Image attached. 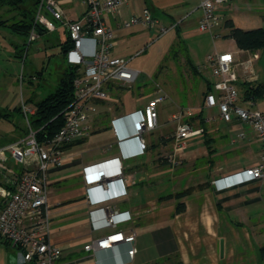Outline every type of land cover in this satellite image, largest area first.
<instances>
[{
	"label": "crops",
	"instance_id": "1",
	"mask_svg": "<svg viewBox=\"0 0 264 264\" xmlns=\"http://www.w3.org/2000/svg\"><path fill=\"white\" fill-rule=\"evenodd\" d=\"M60 1L70 20L80 19L87 10L81 0ZM200 1L129 0L121 6V15L128 20L149 9L162 25L177 24L175 40L181 38L185 42L193 30L201 33L198 31L202 16ZM232 4L220 8L226 20L215 26L214 34L226 38L228 20L240 27L228 15ZM107 23L117 36L112 50L115 57L133 58L153 42L154 32L143 25L123 29L111 16L107 17ZM57 30L66 36L62 47L68 33L60 23ZM8 31L11 37L17 35ZM226 39L232 43L229 48L222 50L214 44V52L230 51L239 60L248 57V52L239 50L233 39ZM15 44L11 43L13 47L20 46ZM93 46V40H86L83 54L91 56ZM71 50L60 51L67 67L73 65L69 60ZM187 60L197 69L193 75L200 77L201 82L195 92L191 87L185 88L181 95L172 91L173 101L170 93H165L171 104L158 106V126L144 134L145 151L141 150L134 124L156 95L147 87L154 77L137 84L141 72L151 66L140 68L131 63L140 71L133 87L108 86L107 99L99 103L93 118L92 135L71 143L65 149L63 164L49 171L50 240L62 248L58 264H264L259 253L264 246V180H254L244 173L247 167L257 164L261 144L248 128L246 136L239 137L238 124L221 120L217 108L205 109L204 94L215 78L206 76L210 70L206 58L202 65H196L192 58ZM242 83L238 84L241 91ZM199 93L200 101L196 99ZM30 100L32 97L26 101ZM241 100L243 106L264 111L258 102L261 100ZM11 104L12 109L0 110V120H10L17 113L14 110L19 99L14 98ZM168 107H173L169 118ZM182 109L193 111L190 124L201 132L188 139L180 164L173 166L163 157L173 152L177 127L173 115ZM2 113L11 115L3 118ZM23 133L24 127L18 125L9 132L0 131V146L17 141ZM8 167L0 172V184L6 188H10V180L20 169L11 161ZM101 170L106 172L102 180L98 178ZM193 187L195 190L180 200L171 197ZM180 202L185 204V210L177 213ZM111 216H115V225L107 223ZM120 232L136 233L135 242H117L109 249H85L88 244ZM133 247L136 252L131 255L129 251ZM0 264L25 263L17 247L0 240Z\"/></svg>",
	"mask_w": 264,
	"mask_h": 264
},
{
	"label": "built area",
	"instance_id": "2",
	"mask_svg": "<svg viewBox=\"0 0 264 264\" xmlns=\"http://www.w3.org/2000/svg\"><path fill=\"white\" fill-rule=\"evenodd\" d=\"M128 1L81 0L87 8L86 12L80 19L70 20L60 0H39L27 37V49L39 38L41 28L52 33L57 31L60 23L65 26L73 43L69 60L73 65H80L81 69L74 80L73 101L63 111L64 125L53 138L39 140L40 129L32 126L35 108L22 100L20 106L27 133L15 142L0 146V172L9 168V161L20 167V173L10 180V188L0 184V240L17 247L25 264H58L62 248L50 240L51 208L48 197L51 187L48 173L63 164L65 146L92 135L93 118L98 113L99 103L107 99L108 86L115 84L131 88L140 75V71L130 67L134 57L112 55L117 36L107 23V17L116 18L123 29L143 25L156 33V39L177 27V24L162 25L149 9L143 10L139 16L123 19L121 6ZM230 1L233 0H201L199 8L202 16L198 31L211 34L213 40L218 39L220 35L213 32L221 20L217 12ZM86 40L94 42L91 56L83 54ZM205 61L215 81L212 82L213 90L205 95L204 107L217 108L219 117L226 123L236 122L240 127L239 137L246 136L247 128L254 133L261 144V152L257 164L247 167L244 173L254 180H264V111L243 106L238 86L243 77L249 82L256 80L253 78L254 54L248 52V57L240 61L233 52H215L208 55ZM157 88L156 96L144 107L142 117L134 124L142 151L147 148L144 134L157 128L158 106L167 100L162 88L158 85ZM192 115L191 109H182L173 115V121L177 123L174 148L172 153L163 157L173 166L180 164L188 139L201 132L187 122L186 118ZM105 173L104 170L99 171L98 178L102 180ZM115 222V216L107 219L110 225H115ZM135 237L136 233L125 235L120 232L88 244L85 249H109L117 242L133 244ZM134 252L135 247L129 254Z\"/></svg>",
	"mask_w": 264,
	"mask_h": 264
},
{
	"label": "rangeland",
	"instance_id": "3",
	"mask_svg": "<svg viewBox=\"0 0 264 264\" xmlns=\"http://www.w3.org/2000/svg\"><path fill=\"white\" fill-rule=\"evenodd\" d=\"M229 3L233 4L228 15L232 16L240 27L249 29L264 28V0H233L223 5ZM20 12L8 4L0 3V22H16L21 19ZM219 17L221 18L220 21L226 20L224 14L220 13ZM195 18L196 16L193 17V19ZM0 28V110L12 109L13 104L11 103L16 97L19 99V104L22 100H28V98L32 97V100L28 103L31 108H35L37 102L45 99L56 90L64 72L68 69L60 53L61 44L66 39L65 33H60L58 30L52 33H44L27 49V42L26 46L22 44L26 40L24 37L18 35L11 37L6 27L0 26ZM193 32L192 36L185 42L180 38L175 40L176 30L158 39H156V33L154 32L153 42L144 48L146 51L135 55L131 61V63L140 68L151 66L149 70L141 72V81L139 80L137 84L141 82L142 85L143 79H148L149 82L151 81L149 76H153V80L147 87L155 93L158 89L157 85L160 86L164 93H170L172 101L175 98V95L171 93L172 91H178V94L181 95L180 92L185 90V88L191 87L192 92H195L201 79L193 75L194 69L187 59L192 58L196 65H202L203 59L215 53L214 44L219 45V49L223 50L229 48L232 43L222 35L218 39L213 40L209 33H198L197 30H193ZM11 43L20 44L19 47L24 49L22 58L15 55L17 46L13 47ZM253 54L255 57L253 78L256 80L251 83L256 88L260 83L264 84V49ZM243 57H246V54ZM149 59H151L150 62ZM131 63L130 67L133 68ZM160 66L162 68L159 70ZM40 71H42V75H38ZM158 71L161 72L158 73ZM156 75L157 77H155ZM206 76L213 78L210 70ZM240 81L249 83L244 77ZM244 83L242 84L244 85ZM240 93L241 99L246 98L243 90H240ZM6 94L8 95L7 98H5ZM171 99H168L162 105L166 104L169 106ZM196 99L200 101L201 93L197 94ZM258 102L260 107L264 108V100ZM172 112L173 107H168L166 111L168 118ZM208 114L210 113H207V116L212 118L213 115ZM16 125L26 127L23 116L18 113H15L10 120L1 119L0 131H3V133L9 132L11 129L14 130ZM9 162H7L8 166ZM17 172L19 174L20 169Z\"/></svg>",
	"mask_w": 264,
	"mask_h": 264
},
{
	"label": "trees",
	"instance_id": "4",
	"mask_svg": "<svg viewBox=\"0 0 264 264\" xmlns=\"http://www.w3.org/2000/svg\"><path fill=\"white\" fill-rule=\"evenodd\" d=\"M0 3L8 4L15 10L21 11V19L9 23L8 21L0 22V26L10 29L12 33L17 34L18 36L24 37V46H26L27 37L33 26L35 13L39 0H0ZM225 27L229 30L226 38L233 39L237 48L242 51L256 53L259 50L264 49V28H257L252 30H244L235 25L233 20H228L225 23ZM178 30V26L175 28ZM40 36L44 33H47L46 30H39ZM181 39V38H180ZM182 40V39H181ZM73 48V43L70 37H67L66 43L61 47L62 53H67L70 49ZM19 49V46L16 47L15 55L22 58L23 50ZM190 64V63H189ZM191 65V64H190ZM193 67V65H191ZM81 69L80 65H70L68 69L64 72L62 79L60 80L56 90L48 95L45 99L41 100L35 105V114L32 117V126L34 129H40L38 138L39 140L51 139L58 133V131L64 125V116L63 111L67 106L73 101L74 98V80L79 76V71ZM194 69V73L197 72V69ZM42 75V71L38 73ZM38 75H36L38 77ZM246 85V86H244ZM242 84V90L246 98L245 101L256 102L258 100L264 99V84L260 83L256 88L253 87L251 82ZM239 86V85H238ZM133 87V86H132ZM131 87V88H132ZM121 89H130V88H121ZM213 90L212 83L208 84V89L206 90L204 96ZM18 114L22 115V108L19 106L14 110ZM3 118H9L10 113H2ZM201 117V116H200ZM205 119H202L204 121ZM188 123L191 121L187 120ZM27 133V128L24 127V133L22 137ZM69 145L65 146L66 149ZM201 188V186H199ZM193 188H189L178 194L171 196L176 199H182L194 191ZM185 210V204L180 202L177 205V213H181ZM261 258L264 260V246L259 250Z\"/></svg>",
	"mask_w": 264,
	"mask_h": 264
}]
</instances>
